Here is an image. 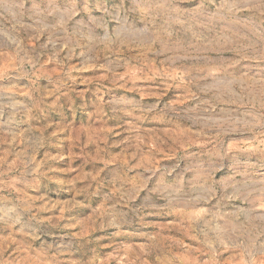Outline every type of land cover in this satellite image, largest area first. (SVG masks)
I'll list each match as a JSON object with an SVG mask.
<instances>
[{
	"label": "rangeland",
	"instance_id": "obj_1",
	"mask_svg": "<svg viewBox=\"0 0 264 264\" xmlns=\"http://www.w3.org/2000/svg\"><path fill=\"white\" fill-rule=\"evenodd\" d=\"M0 264H264V0H0Z\"/></svg>",
	"mask_w": 264,
	"mask_h": 264
}]
</instances>
